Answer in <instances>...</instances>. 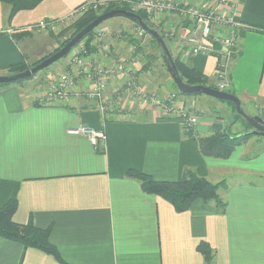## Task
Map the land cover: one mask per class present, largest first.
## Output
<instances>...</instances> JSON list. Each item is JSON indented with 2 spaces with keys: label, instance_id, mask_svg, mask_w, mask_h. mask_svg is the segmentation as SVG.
Segmentation results:
<instances>
[{
  "label": "crops",
  "instance_id": "0c3cea01",
  "mask_svg": "<svg viewBox=\"0 0 264 264\" xmlns=\"http://www.w3.org/2000/svg\"><path fill=\"white\" fill-rule=\"evenodd\" d=\"M107 1L111 0H43L11 19L9 7L0 1V75L10 74L12 66L22 61L33 64L51 54L58 47L51 34L66 24L25 34L27 26L65 18L80 4ZM227 2L223 9L234 11L244 24L237 30L238 48L227 62L228 92L238 96L242 105L254 103L253 112L248 113L264 118V0ZM178 14L150 17L164 31L172 52L215 83L217 56L189 54L185 36L190 27ZM100 26L112 30L102 38L111 45L112 57L104 58L94 48L91 66L133 57V21L118 18ZM135 41L144 46H138L135 56L138 76L150 89L143 61L148 51L143 38ZM65 59L45 78L36 73L33 88L16 82L0 85V206L17 194L13 220L51 227L50 241L64 261L0 235V264H208L197 248L202 241L215 251L212 264H264L263 136H250L228 158L204 155L200 139L212 132L214 122L202 121L200 108L206 102L214 104L213 100L198 96L199 120L191 133L179 120L157 118L153 110L138 103L120 114L113 112L111 104H103L106 95L89 99L86 93L94 79L71 70L68 54ZM61 72L72 74L75 90L65 102L37 104L47 93V79ZM121 85L120 80L109 78L107 96H114V88ZM165 88L157 93L176 92ZM178 97L176 105L191 96ZM225 109L231 114L229 107ZM81 125L105 130L106 140L95 146L86 135L71 131ZM130 168L158 180H183L190 170L212 182L226 180L227 186L220 189L226 206L222 209L214 200L199 198L187 210L178 211L127 176Z\"/></svg>",
  "mask_w": 264,
  "mask_h": 264
},
{
  "label": "built area",
  "instance_id": "2783aa9c",
  "mask_svg": "<svg viewBox=\"0 0 264 264\" xmlns=\"http://www.w3.org/2000/svg\"><path fill=\"white\" fill-rule=\"evenodd\" d=\"M129 2L135 9H143L150 16H161L170 12H179V17L190 27L185 36V44L188 52L192 56L200 53L215 54L218 58L216 67V82L219 90H226L230 86L229 71L227 62L238 48L239 27L244 24L237 19L234 11H226L223 8L229 4L227 0H202V5H187L177 0H122ZM95 4V3H94ZM91 3L80 4L70 12L65 18L43 19L27 26V31L57 29L60 23L71 24L75 19L82 15ZM96 5V4H95ZM93 39L88 46L86 41L75 45L68 53L67 66L71 70H77L84 76L92 77L94 82L92 88L87 91L89 99H103L104 105H110L113 112L126 114V110L134 108L135 104L142 105L147 109L153 110L156 117L175 118L180 121L184 129L193 130L198 124L199 117L195 110V105L188 101L182 105H176L174 100L176 94L171 93L166 96L160 95L155 91L146 88L140 82L138 68L135 64L138 50V42L146 31L141 27H136L135 38L130 47L132 58H122L114 60L102 66H91L89 58L93 49L104 58L112 57L111 45L103 42L104 35L112 30L108 27H96ZM93 50V51H92ZM86 78V77H85ZM115 78L121 81L120 87L114 88V96H107L108 79ZM49 87L42 103L65 102L69 94L75 90L76 82L71 73L61 72L50 76L48 79ZM104 109L105 106H102ZM112 109V110H113ZM74 133L86 135L91 142L97 146L106 140V132L103 129H96L88 125H81L72 129Z\"/></svg>",
  "mask_w": 264,
  "mask_h": 264
},
{
  "label": "trees",
  "instance_id": "16d2710c",
  "mask_svg": "<svg viewBox=\"0 0 264 264\" xmlns=\"http://www.w3.org/2000/svg\"><path fill=\"white\" fill-rule=\"evenodd\" d=\"M2 3L9 7L8 16L9 18H13L19 11L21 10H29L33 9L38 4H40L43 0H0ZM115 8H124L130 11H135L139 13L144 20L152 27L157 28L159 32L164 36V31L161 30L158 26H156L152 21L150 15L143 9H135L132 7L129 2L122 1V0H111L105 3H98L91 5L88 9L80 15L75 22H72L67 27L61 29L56 35L63 37L61 40L60 45L56 48L58 51L62 46H64L73 36H75L80 30H82L87 24L95 20L98 15L108 10H112ZM139 27V23L136 19H130ZM94 29L91 30L88 34H86L80 41H84L87 39L86 43L89 46L91 40L93 39ZM146 34H148L146 32ZM165 37V36H164ZM150 40L157 45V47L161 50V55L164 59V64L166 66L167 72L169 73L167 67V58L164 54V51L155 38L150 35ZM167 40V39H166ZM170 46V43L168 44ZM140 49H144V46H139ZM171 50V47H169ZM172 52V50H171ZM174 56L175 63L179 70V73L183 80L190 84H202L214 87L219 89V87L211 81V79L205 75L202 71L198 70L197 68L189 65L188 63L182 61L177 55L172 52ZM37 60L33 64H28L25 61H22L14 66H12L10 73H16L24 71L28 68H31L35 64L42 61L44 58ZM148 57H152V54L149 53ZM147 65L144 66L147 69ZM34 75L28 78H32ZM171 77V75H170ZM172 79V78H171ZM173 80V79H172ZM18 84L23 83V79L14 81ZM10 83V82H9ZM8 84V83H0V85ZM173 86L176 90V99L178 100V96H206L212 99L210 95L203 94L201 92H192V93H185L182 92L175 82L173 81ZM226 91V90H225ZM228 91V90H227ZM215 98V97H214ZM219 103L227 102L231 105L233 110V115L235 116L232 122L242 121L245 126V131L243 132H231V129L227 128L226 126H222L220 122H214L211 129L212 132L200 139V149L204 155L215 156V157H222L228 158L234 147L239 144H243L250 136L255 135L253 132L252 126L246 121V119L237 112L236 105L233 101L227 99H218L216 98ZM214 100V99H212ZM187 101V100H186ZM180 102V104H184ZM216 102V100H214ZM37 104H44L37 100ZM216 104V103H215ZM187 132H193V130H187ZM126 175L132 178L137 179L142 188L148 193H154L164 197L166 200L170 201L178 211L187 210L191 204L199 199L203 198L204 200H214L216 204L224 209L226 206V201L220 195V189L227 186L226 180H221L219 182H212L206 177L199 176L195 171H189L187 176L183 180H158L155 179L151 174L146 173L144 171L137 170L135 168H130L126 171ZM18 207V197L17 194L12 196L8 202L4 205L0 206V235L22 243L25 248L28 247H36L41 250L46 251L54 255L60 261H64L58 248L51 243L50 241V233L51 227L41 228L36 226L32 220L28 223L22 224L17 223L13 220V215ZM198 250L204 255L206 263L212 264L215 257V251L213 247L207 241H202L197 246Z\"/></svg>",
  "mask_w": 264,
  "mask_h": 264
},
{
  "label": "water",
  "instance_id": "95a60500",
  "mask_svg": "<svg viewBox=\"0 0 264 264\" xmlns=\"http://www.w3.org/2000/svg\"><path fill=\"white\" fill-rule=\"evenodd\" d=\"M122 15L129 19H136L139 23V25L146 31L148 34H150L153 38L158 40L160 43L164 54L167 58V67L169 70V73L177 85V87L185 93H192V92H201L203 94H207L210 96H213L218 99H227L231 100L235 103L237 112L242 115L246 121L252 126L253 132L255 134H259L261 136H264V118L258 115H250L245 111V109L242 106L241 99L236 96L235 94L219 90L211 86L202 85V84H196V85H190L186 83L183 78L181 77L179 70L177 68V65L174 60V56L165 40V37L157 30L156 28H152L145 20L144 18L135 11H130L124 8H115L112 10H108L106 12L101 13L98 15V17L87 24L82 30H80L75 36H73L64 46H62L58 51L54 52L53 54L49 55L48 57L44 58L39 63L35 64L31 68H28L21 72L16 73H10L6 75H0V83L5 82H14L17 80L25 79L28 77H31L33 74L38 73L42 69H45L50 64L54 63L56 60L62 58L63 56L67 55L71 49L79 43V41L88 34L91 30L98 27L100 24H102L105 20L117 16Z\"/></svg>",
  "mask_w": 264,
  "mask_h": 264
},
{
  "label": "rangeland",
  "instance_id": "374dc122",
  "mask_svg": "<svg viewBox=\"0 0 264 264\" xmlns=\"http://www.w3.org/2000/svg\"><path fill=\"white\" fill-rule=\"evenodd\" d=\"M118 18H122L124 20H130L129 18H127L125 16L117 15V16H114V17H111V18L105 20L103 23L104 24L105 23H109V22H111L113 20H116ZM75 21L76 20H74L73 22H75ZM67 26L68 25H65L61 29L65 28ZM25 32H26L25 34H27V33L31 34V33H34L36 31H34V30L30 31L29 30V31H25ZM56 33L55 34H51V37H52V39H54V41H56V42L58 41V46H59L61 40H63V37H61L59 35L57 36ZM150 39H151L150 38V34H146L143 37L146 52L148 51L147 55H146L147 59H144L143 61H144V64L148 66L147 69H144V72L147 74L146 75V81L149 82V87H150L149 90L158 92L164 86L167 87L165 89L174 88L173 80L170 79L171 77L168 74L166 66L164 64V59H163V57L161 55V50ZM55 50L56 49H54V51ZM54 51L51 54H53ZM149 53L152 54V57H148ZM51 54H49V55H51ZM49 55H47V56H49ZM64 60L66 62L65 56H63L62 58L56 60L54 63L50 64L45 69H42L41 71H39L40 73L39 72L37 73L38 78H45V73L47 71H50V69H53L54 66H56L57 64L62 63ZM35 81H36V79H35L34 76L32 78L23 79V83L25 84V86L28 89L29 88H33V83ZM26 82L28 84H30V85L28 86V84H26ZM229 89H230V87L226 88V91L229 90ZM211 98L216 100V102L213 100L214 104H207V102H206L205 105H203V104L199 105V106H202V105L204 106V107L200 108L201 109L200 112L203 114V115L201 114L202 115V121L203 120H207L208 118H210V119H212V122H220L222 124V126L231 127L232 128L231 132L232 131H236V130L237 131L240 130L239 132L245 131L244 130L245 126H244L242 121H236L234 123L232 122V120H233V118L235 116H232L233 115V110H232V107H231L230 104H228L227 102L219 103V101H217L216 98H214V97H211ZM212 99H210L211 102H212ZM197 100H198L197 96H191L189 101L192 102L194 105L198 106ZM252 105L254 106V103ZM242 106H244V109H245V111L247 113L248 112H253V106H250L247 102L244 101ZM228 107L230 108L231 114H228V112L225 109V108H228ZM195 110H196V108H195ZM196 113H197V115L199 117V113L197 112V110H196ZM262 138L264 139V136Z\"/></svg>",
  "mask_w": 264,
  "mask_h": 264
}]
</instances>
